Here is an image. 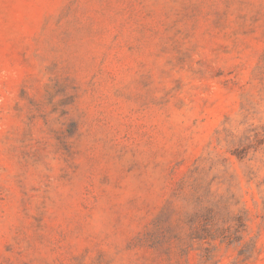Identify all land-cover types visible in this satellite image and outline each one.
<instances>
[{
    "label": "rangeland",
    "instance_id": "374dc122",
    "mask_svg": "<svg viewBox=\"0 0 264 264\" xmlns=\"http://www.w3.org/2000/svg\"><path fill=\"white\" fill-rule=\"evenodd\" d=\"M0 264H264V0H0Z\"/></svg>",
    "mask_w": 264,
    "mask_h": 264
}]
</instances>
